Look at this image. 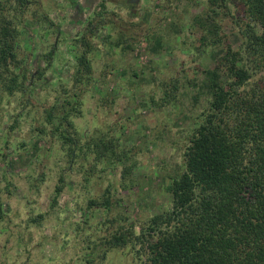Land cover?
Segmentation results:
<instances>
[{
    "label": "rangeland",
    "instance_id": "rangeland-1",
    "mask_svg": "<svg viewBox=\"0 0 264 264\" xmlns=\"http://www.w3.org/2000/svg\"><path fill=\"white\" fill-rule=\"evenodd\" d=\"M38 1L40 7L32 10L46 12L53 28L46 32L28 22L22 27V48L28 74L34 79L42 70V75L27 94L9 97L0 106V197L5 213L0 264H153L144 243L105 255L93 248L131 224L139 236L141 223L171 209L164 188L182 171L196 117L209 99L202 86L204 71L215 66L223 50L201 48L198 30L191 25L196 14L206 11L207 0ZM233 12L235 19L218 9L216 20L238 49L241 39L234 20L239 16ZM101 19L106 23L95 29ZM89 24L93 81L74 86V40ZM50 46L55 52L48 67L44 55ZM172 77L180 82L175 101L166 108L154 107L151 100L162 95L161 83ZM192 78L195 87L186 84ZM67 95L80 111L70 117L76 132L72 137L77 138L71 158L43 121L44 110L56 97ZM18 114L19 124L12 130ZM101 138L113 140L123 163L94 165L91 144ZM124 167L131 168L126 178L121 174ZM57 186L62 187L59 195ZM107 190L110 209L89 207L88 200L102 198ZM35 216H42L38 225L29 223Z\"/></svg>",
    "mask_w": 264,
    "mask_h": 264
},
{
    "label": "trees",
    "instance_id": "trees-1",
    "mask_svg": "<svg viewBox=\"0 0 264 264\" xmlns=\"http://www.w3.org/2000/svg\"><path fill=\"white\" fill-rule=\"evenodd\" d=\"M207 3L206 11L196 14L191 25L198 30L201 48L220 46L223 50L215 66L204 71L202 86L209 99L196 117L183 153L182 171L169 178L164 188L171 209L141 223L139 236L131 224L103 237L93 248H101L103 255L111 249L144 243L153 264H264V0ZM32 6L38 8L40 2L0 0V106L9 97L27 94L42 75V70H38L37 77L32 79L25 67L22 27L31 22L49 32L54 24L46 12L32 10ZM99 7L102 11L98 15L102 17L104 3ZM218 9L232 19L235 10L240 17L234 20L241 39L238 49L230 45L217 22ZM105 23L101 19L95 29ZM90 29L93 30L91 24L87 32L74 40L78 52L74 86L90 85L93 81L94 46L87 37L88 33L92 35ZM54 52L55 47L50 46L44 55L48 67ZM193 80H186V84L195 87ZM161 87L159 99L151 100L159 109L175 101L180 82L172 77ZM56 98L44 110L43 121L52 127L53 137H60L71 158L77 149V138L72 137L76 132L70 117L71 112L80 113L79 104L69 103L68 95ZM59 99L61 103H57ZM19 117L18 114L13 119L12 130L18 126ZM91 146L94 165L123 163L122 153L113 140L101 138ZM130 170L124 167L122 177L126 178ZM61 189L55 188L56 195ZM88 204L110 209L109 190L100 199L88 200ZM41 217L35 216L29 223L38 225ZM4 218L0 197V222Z\"/></svg>",
    "mask_w": 264,
    "mask_h": 264
}]
</instances>
